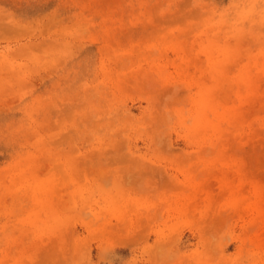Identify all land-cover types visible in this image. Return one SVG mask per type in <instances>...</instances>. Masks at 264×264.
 Segmentation results:
<instances>
[{"label": "rangeland", "instance_id": "1", "mask_svg": "<svg viewBox=\"0 0 264 264\" xmlns=\"http://www.w3.org/2000/svg\"><path fill=\"white\" fill-rule=\"evenodd\" d=\"M0 264H264V0H0Z\"/></svg>", "mask_w": 264, "mask_h": 264}]
</instances>
